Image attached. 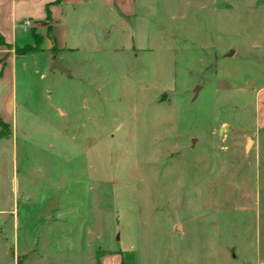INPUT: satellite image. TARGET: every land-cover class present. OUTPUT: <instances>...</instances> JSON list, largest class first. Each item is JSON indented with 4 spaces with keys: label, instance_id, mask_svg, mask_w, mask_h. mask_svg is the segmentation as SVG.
I'll list each match as a JSON object with an SVG mask.
<instances>
[{
    "label": "rangeland",
    "instance_id": "obj_1",
    "mask_svg": "<svg viewBox=\"0 0 264 264\" xmlns=\"http://www.w3.org/2000/svg\"><path fill=\"white\" fill-rule=\"evenodd\" d=\"M133 4L5 87L0 264H264V0Z\"/></svg>",
    "mask_w": 264,
    "mask_h": 264
},
{
    "label": "crops",
    "instance_id": "obj_2",
    "mask_svg": "<svg viewBox=\"0 0 264 264\" xmlns=\"http://www.w3.org/2000/svg\"><path fill=\"white\" fill-rule=\"evenodd\" d=\"M104 13L106 18L112 16L114 22L118 15L124 19L132 18L133 0H0V90L4 88L0 101L5 87L11 97L17 65L25 68L27 60H33L37 54L47 55L54 47L58 54L73 50L75 45L72 47L68 43L70 34H86L81 36H88L89 48L93 47L97 29L90 18ZM80 22H84L83 26ZM32 34H37L40 39L37 48L21 51L24 46H35ZM258 61H264V52ZM53 62L49 61V67ZM254 102L257 129L264 132V85L255 89ZM0 111V118H7L5 114L1 115L4 111ZM17 223L15 217V226Z\"/></svg>",
    "mask_w": 264,
    "mask_h": 264
},
{
    "label": "trees",
    "instance_id": "obj_3",
    "mask_svg": "<svg viewBox=\"0 0 264 264\" xmlns=\"http://www.w3.org/2000/svg\"><path fill=\"white\" fill-rule=\"evenodd\" d=\"M32 37L34 39L35 46L34 47L24 46L23 48L20 49L21 51L28 52V51H31L37 48V45L39 44L40 39L37 34H32ZM1 124L2 122H0V126ZM119 254L121 256L119 264H133L132 253H119Z\"/></svg>",
    "mask_w": 264,
    "mask_h": 264
},
{
    "label": "water",
    "instance_id": "obj_4",
    "mask_svg": "<svg viewBox=\"0 0 264 264\" xmlns=\"http://www.w3.org/2000/svg\"><path fill=\"white\" fill-rule=\"evenodd\" d=\"M50 68H51V69H56V70H58V71H62V72H63V70L60 68L59 63H58L57 61L53 62V63L50 65ZM247 144H248V142H247Z\"/></svg>",
    "mask_w": 264,
    "mask_h": 264
}]
</instances>
